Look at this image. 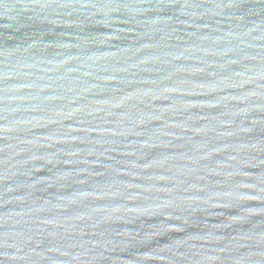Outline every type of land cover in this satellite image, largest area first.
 <instances>
[{"label":"water","instance_id":"obj_1","mask_svg":"<svg viewBox=\"0 0 264 264\" xmlns=\"http://www.w3.org/2000/svg\"><path fill=\"white\" fill-rule=\"evenodd\" d=\"M0 264H264V0H0Z\"/></svg>","mask_w":264,"mask_h":264}]
</instances>
